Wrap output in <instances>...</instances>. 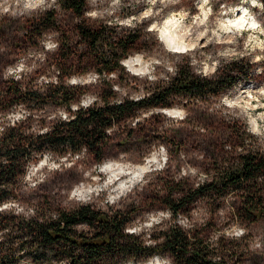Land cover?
<instances>
[{"label":"rangeland","instance_id":"1","mask_svg":"<svg viewBox=\"0 0 264 264\" xmlns=\"http://www.w3.org/2000/svg\"><path fill=\"white\" fill-rule=\"evenodd\" d=\"M59 1L0 0V100L9 80L41 92L47 84L56 82L80 86L82 96L71 111L101 106L98 97L109 85L115 100H137L149 83L168 81L175 68L186 63L195 74L212 78L225 64L245 59L251 68V80L207 102L176 103L170 108L137 112L135 117L109 131L101 163L86 152L62 157L47 153L37 156L23 179L19 202L2 205L0 213L28 219L46 207L53 211L85 206L108 213L132 211L133 221L125 232L142 241L149 243V236L157 237L170 225H177L207 238L217 260L224 264H264V216L255 222L238 216L236 211L242 201L239 191L200 196L185 206L189 207L186 216L172 218L166 208L176 197L171 196V190L183 186L198 188L211 181L217 166L231 167L237 155L243 153L238 148L241 138L246 139L245 149L264 152L261 4L257 0H86L84 15L78 18L64 11ZM46 12L54 17V26L43 28L42 35H38V30L28 32L27 25ZM239 12L245 14L249 25L230 30L226 26L240 18ZM169 20L175 23L172 45L181 46L182 42L186 46L183 54L167 51L160 42V29ZM78 25H105L107 36L131 30L141 36L140 51L120 62L128 78L98 76L90 63L77 62L72 71L86 70V74L61 78L52 65L58 62L62 44L72 58L87 56L76 32ZM154 40L157 47L152 44ZM135 58L138 63L128 71L124 61ZM2 107L0 128L4 122L26 117L27 111L21 106L6 114ZM39 107L32 116L34 134H42L53 123L70 118L63 107L48 104ZM162 110L178 113L167 116ZM151 158L149 171L124 192L115 193L113 189L120 181H127L128 176L106 187L112 172L102 173L103 164L123 167L124 172L131 173L133 167L143 166ZM77 230L88 232L85 226ZM10 263L34 264L13 258ZM140 264L172 262L167 255H155Z\"/></svg>","mask_w":264,"mask_h":264},{"label":"trees","instance_id":"2","mask_svg":"<svg viewBox=\"0 0 264 264\" xmlns=\"http://www.w3.org/2000/svg\"><path fill=\"white\" fill-rule=\"evenodd\" d=\"M257 1L262 6L264 27V0ZM59 4L64 11L78 18L83 17L86 9V0H60ZM54 24V17L46 12L31 21L27 31L38 30V35H42L43 28ZM107 29L105 25L76 27L87 56L72 58L69 49L62 44L58 49V62L52 65L61 78L67 80L86 74V70L72 71L75 62L90 63L91 70L98 76L128 78L120 62L140 51L142 38L134 30L107 36ZM160 42L167 51L183 54L168 50ZM152 44L157 47L155 40ZM250 80L251 68L245 59L225 64L212 78L195 74L186 63L176 67L168 81L149 83L137 100L117 101L111 86L107 85V90L98 97L101 106L79 107L76 111L70 108L78 104L82 96L80 86L56 82L47 84L41 92L9 80L2 91V110L6 114L11 108L21 106L27 113L23 119L4 122L0 128V207L19 202L23 179L37 156L47 153L62 157L86 152L96 157V163H101L109 131L135 117L137 112L170 108L176 103L207 102ZM45 104L63 107L70 118L53 123L42 134H34L32 116L40 110L39 105ZM245 141L240 139L238 148L243 153L237 155L233 165L217 166L209 183L198 188L183 186L170 191L171 196L176 195L174 203L166 207L172 218L186 216L189 207L185 206L200 196H219L232 191H239L242 196L241 207L236 211L238 216L249 222L264 216V152L245 149ZM133 214L132 211L102 212L87 206L72 211H53L46 207L28 219L2 212L0 264H11L12 258L34 264H140L155 255H167L172 264H224L221 259L217 260L207 238L186 232L177 225H170L157 237L149 236V243L127 234L125 231L133 221ZM79 226H85L88 232L78 231Z\"/></svg>","mask_w":264,"mask_h":264},{"label":"bare ground","instance_id":"3","mask_svg":"<svg viewBox=\"0 0 264 264\" xmlns=\"http://www.w3.org/2000/svg\"><path fill=\"white\" fill-rule=\"evenodd\" d=\"M239 14H240V18L238 20H236V22H234V23L231 22L230 24H227L226 27L229 26V28H231L230 30H232V28H238V27L249 25V23L245 20V17H244L245 14L243 15V12H239L238 16H239ZM172 21L173 20H169V21L165 22L164 25L162 26V28L160 29V30H162V36L160 39L168 50H171L173 52L184 53L185 51H183V49H186V46L182 42H180V40L182 38L178 40V44L180 42L181 46L180 45L178 46L176 43H174L172 45L171 40L173 39V34H175V29H173L175 26V23H174V21L173 22ZM224 29H226V28H224ZM138 58L128 59V60L124 61L123 65L128 69V71H131L133 66L138 63ZM162 113L166 114L167 116H174L178 113V111L177 112L176 111H162ZM151 161H153V158L148 160L147 163L143 166L137 165V166L133 167V170L131 173L124 172L123 167L122 168H120V167L114 168L115 166L114 167L111 166L113 164H111V165L109 163L103 164V166L101 167L102 173L112 172L111 180L107 183L106 187L108 188V187L112 186L113 184H115L116 182L120 181L124 176H128L126 179L127 181H120V183L116 187H114V189H113V192H115V193L116 192H119V193L124 192L125 189L130 188L131 184L132 185L134 184L135 179L141 177L143 174H145L147 172L148 163H151ZM127 183H130V185H127ZM88 193H90V192L88 191Z\"/></svg>","mask_w":264,"mask_h":264},{"label":"built area","instance_id":"4","mask_svg":"<svg viewBox=\"0 0 264 264\" xmlns=\"http://www.w3.org/2000/svg\"><path fill=\"white\" fill-rule=\"evenodd\" d=\"M95 77H97V76L95 75Z\"/></svg>","mask_w":264,"mask_h":264}]
</instances>
